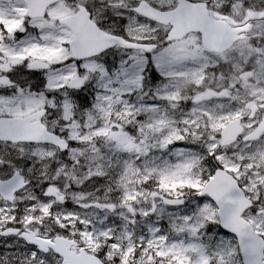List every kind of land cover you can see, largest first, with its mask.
Masks as SVG:
<instances>
[{"label":"snow or ice","instance_id":"1","mask_svg":"<svg viewBox=\"0 0 264 264\" xmlns=\"http://www.w3.org/2000/svg\"><path fill=\"white\" fill-rule=\"evenodd\" d=\"M0 264H264V0H0Z\"/></svg>","mask_w":264,"mask_h":264}]
</instances>
